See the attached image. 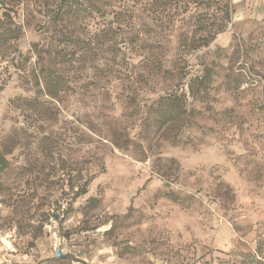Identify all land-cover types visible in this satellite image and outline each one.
<instances>
[{"label":"rangeland","instance_id":"1","mask_svg":"<svg viewBox=\"0 0 264 264\" xmlns=\"http://www.w3.org/2000/svg\"><path fill=\"white\" fill-rule=\"evenodd\" d=\"M88 1L5 0L19 39L0 53V264H264V0H228L180 82L169 62L216 6H131L144 42L125 63L118 39L89 45Z\"/></svg>","mask_w":264,"mask_h":264},{"label":"trees","instance_id":"2","mask_svg":"<svg viewBox=\"0 0 264 264\" xmlns=\"http://www.w3.org/2000/svg\"><path fill=\"white\" fill-rule=\"evenodd\" d=\"M71 0H60V5L69 6ZM100 0H89V11L88 16L90 19L95 21L94 17H97L98 22L94 23L95 28L94 33H92V37L88 40L89 45H91L92 39L94 38L97 41H100L102 47L108 46L112 51L109 45H112L118 39V45L120 48L118 51L122 53L124 60L126 59V54H132L136 49H141V44H143V40H140V46L138 39L140 36L139 32H133L132 30H127L125 27L127 25H123L124 21L132 22V7L131 6H168L172 0H104V4L106 6H101L99 4ZM182 6H216V10L219 14V19L217 23H213L210 26H201L200 34L196 39H192L189 42L184 44V55L182 57L176 58L173 62L170 63V67L175 71V80L180 82L184 80L187 76L188 64L185 59L189 54L197 52L201 48L208 47L214 40L215 37L225 31L228 24L231 21L230 14L232 12L230 8V4L228 0H182ZM116 6H121L117 7ZM129 6V7H128ZM0 7L4 10L0 16V53L3 50H6L10 45L9 42H15L19 39L17 26L12 21L9 16L8 9L5 3V0H0ZM106 10H103V9ZM129 13V16H125ZM110 17L111 20H108L107 23L101 28V21ZM127 18V19H126ZM101 38V40H99ZM115 38V39H114ZM67 42L66 40H64ZM106 44V45H104ZM138 44V45H137ZM130 46V48H129ZM83 50V48H81ZM102 51V49H99ZM84 59V58H83ZM77 63L80 62L77 58L75 60ZM76 63V64H77ZM126 63V60H125ZM168 63L167 60H151L147 57H143L140 61L141 66H151L156 69L158 73L161 74H169L170 70L165 68V64ZM111 65V61L106 62L105 65ZM100 67V66H99ZM57 73H48L44 76V89L48 92V94L52 97H57L59 93L63 92L66 87L67 81H65ZM205 77L195 78L190 80L189 91L192 93L193 88L191 86V82H201ZM35 85H39V77L34 76ZM202 83V82H201ZM6 161L0 154V171L6 168ZM81 195H84L85 192H81ZM239 264H261L256 258L252 255L245 256L244 260Z\"/></svg>","mask_w":264,"mask_h":264},{"label":"built area","instance_id":"3","mask_svg":"<svg viewBox=\"0 0 264 264\" xmlns=\"http://www.w3.org/2000/svg\"><path fill=\"white\" fill-rule=\"evenodd\" d=\"M61 255H62L61 250L58 247H56L55 248V257L59 258V257H61Z\"/></svg>","mask_w":264,"mask_h":264}]
</instances>
